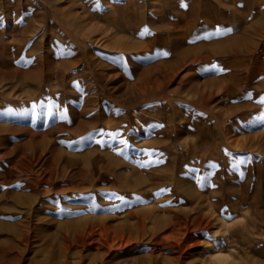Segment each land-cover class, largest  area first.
Wrapping results in <instances>:
<instances>
[{
	"label": "rangeland",
	"instance_id": "obj_1",
	"mask_svg": "<svg viewBox=\"0 0 264 264\" xmlns=\"http://www.w3.org/2000/svg\"><path fill=\"white\" fill-rule=\"evenodd\" d=\"M0 264H264V0H0Z\"/></svg>",
	"mask_w": 264,
	"mask_h": 264
},
{
	"label": "bare ground",
	"instance_id": "obj_2",
	"mask_svg": "<svg viewBox=\"0 0 264 264\" xmlns=\"http://www.w3.org/2000/svg\"><path fill=\"white\" fill-rule=\"evenodd\" d=\"M10 112H11V110H10ZM7 129H9V126H8V128ZM37 133V132H36ZM37 135H38V133H37ZM65 181V180H64ZM66 184L64 183L63 184V186L61 187V188H59V190L61 191V192H69V191H74V190H76L77 189V187L75 186H68V187H66L65 186ZM135 187V186H134ZM123 188V187H122ZM125 188V187H124ZM123 190H125V189H123ZM77 193H79V192H77ZM76 193V194H77ZM73 196V195H72ZM77 196V195H76ZM79 196V195H78ZM64 198L65 197H63V196H58L57 197V202L59 203V202H61V204H63L62 202V200H64ZM68 199V198H67ZM67 199H65L66 201H67ZM71 199V198H70ZM73 199H75V197L73 198ZM72 199V200H73ZM97 199V198H96ZM64 200V201H65ZM92 200H93V198H92ZM103 201H104V199H102ZM100 201V200H94V205H93V207H92V211L93 212H96L97 210H102L104 207V205L102 206V205H100L98 202ZM106 201V200H105ZM77 202H80V203H87L88 202V197L86 196H81V197H78V201ZM134 203L135 202V200H130L129 202L127 201V202H125V203H123V204H125V206L124 207H122L121 206V204L122 203H120V202H118L120 205H118L117 207H115L116 208V212L119 214V212H124V211H126V209H128L127 208V206L126 205H131V203ZM43 204V201H41L40 200V198H38V200H37V203H35V204ZM53 203V202H52ZM115 203V202H114ZM35 204H28V205H25V206H28L27 208H26V210H30V209H34V205ZM82 205V204H81ZM88 205H90V204H88ZM66 206V205H65ZM92 206V205H91ZM113 206V205H112ZM111 206V207H112ZM120 206V207H119ZM59 207H61V205H60V203H59ZM87 207V206H86ZM90 207V206H89ZM58 208V207H57ZM62 208V207H61ZM114 208V207H113ZM112 208V209H113ZM64 210H65V208H63ZM71 209V208H70ZM87 209V208H86ZM107 209V208H106ZM56 210V209H55ZM85 209H82V208H74V209H72V213H75V215L76 214H81L83 211H84ZM89 210H90V208H89ZM87 211V210H86ZM91 211V210H90ZM110 211V210H109ZM108 211V212H109ZM57 212V211H56ZM71 212V211H70ZM85 212V211H84ZM83 212V213H84ZM111 212V211H110ZM114 212V211H113ZM151 212V210H145V211H142V212H137V213H135L134 211H132V210H130V211H126L125 213H123V216L125 217V219H129V218H131V219H134L135 221H133V223H131V224H127V226L129 227V228H136V229H138V230H143L146 226H145V221H147V220H151L150 218L152 217V214L150 213ZM90 213V212H89ZM140 213H142V214H140ZM91 214V213H90ZM112 214H115V212L114 213H112ZM117 214H115V216H116ZM114 216V217H115ZM89 219H95V218H92V217H89ZM89 219H87V220H89ZM236 220L237 219H234V221L236 222ZM109 221V220H108ZM126 221H128V220H126ZM99 224L104 228V229H115V228H117L118 227V230H122L123 229V227H124V225H122V224H125V222L123 223H121L120 225H115V226H112V225H110V224H106V221H101V222H99ZM92 226H93V223L92 222H86L85 223V226H83V228L84 229H88L89 231H91L92 230ZM221 257H226L224 254H222V253H218V254H216V255H213L212 256V259H218V260H220L221 259Z\"/></svg>",
	"mask_w": 264,
	"mask_h": 264
},
{
	"label": "snow or ice",
	"instance_id": "obj_3",
	"mask_svg": "<svg viewBox=\"0 0 264 264\" xmlns=\"http://www.w3.org/2000/svg\"><path fill=\"white\" fill-rule=\"evenodd\" d=\"M230 31V30H229Z\"/></svg>",
	"mask_w": 264,
	"mask_h": 264
}]
</instances>
